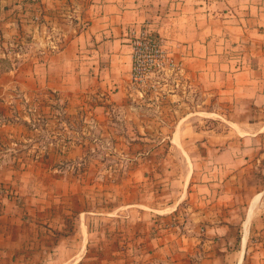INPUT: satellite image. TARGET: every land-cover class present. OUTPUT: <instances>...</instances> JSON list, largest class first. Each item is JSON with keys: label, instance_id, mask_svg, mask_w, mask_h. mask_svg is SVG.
<instances>
[{"label": "crops", "instance_id": "1", "mask_svg": "<svg viewBox=\"0 0 264 264\" xmlns=\"http://www.w3.org/2000/svg\"><path fill=\"white\" fill-rule=\"evenodd\" d=\"M145 29L181 62L179 95L215 98L210 117L172 122L181 127L167 147L182 165H136L130 183L150 191L146 200L99 213L70 207L58 162L74 152L1 165L10 195L0 212V264L264 263V0H0V48L23 47L19 65L0 70V110L14 92L34 106L42 94L91 87L121 106L131 43ZM0 115L2 134L10 123ZM197 121L210 128L197 130Z\"/></svg>", "mask_w": 264, "mask_h": 264}, {"label": "rangeland", "instance_id": "2", "mask_svg": "<svg viewBox=\"0 0 264 264\" xmlns=\"http://www.w3.org/2000/svg\"><path fill=\"white\" fill-rule=\"evenodd\" d=\"M140 33L152 35L146 29ZM157 38L160 56L155 58L154 66L141 83L132 81L130 70L129 94L121 106L97 93L93 87L71 97L42 94L34 106H28L18 92H14L7 109L0 110L10 123L8 130L0 134L5 145L3 155H6L0 166L5 165L6 170L9 164H17L18 168L33 166L35 160H41L34 158L35 154L42 156L49 152L64 156L66 152H74L76 157L69 160L60 157L58 162L59 169L64 171L58 176L71 183L68 191L73 209L84 207L92 213H99L104 209L111 210L120 201L131 197L147 198L150 191L141 186L135 189L130 183V170L136 165L180 167L182 162L178 152L167 147L171 131L181 127L172 122L179 117L190 120L210 117L207 115L209 105L215 99L208 94L185 97L178 94V87L183 86L180 79L182 64L169 54L163 39ZM2 49L0 70L16 68L20 62L17 54L23 47L16 44ZM201 101L202 109H197L199 116H195L192 109L195 102ZM181 102H187V106H179ZM195 124L197 130L210 128L209 122L197 121ZM194 125H186L184 131L191 133ZM83 169L85 175L81 174ZM43 176L45 179L46 175ZM43 176L39 175L38 179ZM153 193L160 194V191ZM122 213L127 214L129 210ZM111 222L109 220L107 225L112 226Z\"/></svg>", "mask_w": 264, "mask_h": 264}, {"label": "built area", "instance_id": "3", "mask_svg": "<svg viewBox=\"0 0 264 264\" xmlns=\"http://www.w3.org/2000/svg\"><path fill=\"white\" fill-rule=\"evenodd\" d=\"M134 37L131 43V78L135 83L143 82L148 75V71L155 64V58L160 56L158 38L154 35H143ZM56 45L51 44L50 51H54ZM10 195L8 188L0 184V212L3 199Z\"/></svg>", "mask_w": 264, "mask_h": 264}]
</instances>
